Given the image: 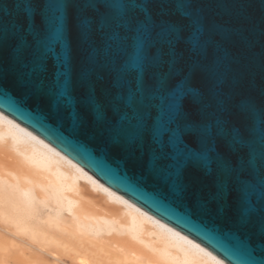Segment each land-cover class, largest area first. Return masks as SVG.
Instances as JSON below:
<instances>
[{
	"label": "snow or ice",
	"instance_id": "1",
	"mask_svg": "<svg viewBox=\"0 0 264 264\" xmlns=\"http://www.w3.org/2000/svg\"><path fill=\"white\" fill-rule=\"evenodd\" d=\"M212 3L189 0V16L169 19L159 0H147L145 11L121 21V37H131L125 52L108 47L115 42L106 31L107 22L91 10L86 13L78 10V3H66L63 18L52 19L44 14L45 0H32L30 15L21 13L9 30L0 28V88L35 102L68 128L73 125L72 110L57 100V72L63 73L67 95L76 100L77 134L91 136L138 169L142 179L188 201L199 214L225 224L241 243L256 247L264 245V196L245 194L244 177L238 179L228 164L230 149L214 136L215 128L213 135L208 134L209 121L203 115L204 97L212 92L220 102L219 118L227 125L233 102L239 105L248 99L245 90L251 86L242 67L247 51L245 25L213 19L208 11ZM166 28L174 29L175 39L162 45L157 34ZM190 28L203 30L202 44L195 51L182 40ZM58 36L65 45L59 65L52 56L53 41H57L54 50L62 51ZM105 48L109 55L100 66L97 54ZM214 53L221 58L223 70L210 76L205 60ZM130 58L138 61L132 76L146 91L167 95L184 82L186 95L167 113L168 131L158 129L154 118L160 114L153 109V118L129 138L120 130L122 112L101 103L103 117L98 120L79 103L85 96L99 98L101 89L115 93L120 69ZM205 156L221 160L206 164Z\"/></svg>",
	"mask_w": 264,
	"mask_h": 264
},
{
	"label": "water",
	"instance_id": "2",
	"mask_svg": "<svg viewBox=\"0 0 264 264\" xmlns=\"http://www.w3.org/2000/svg\"><path fill=\"white\" fill-rule=\"evenodd\" d=\"M78 3V10H91L107 22L106 31L112 34L108 47L125 51L126 43L131 37L120 35L121 21L126 15L145 11L147 0H45L44 14L52 19L63 18L66 3ZM166 10L169 19H177L190 15L189 0H159ZM32 0H0V28L9 30L15 18L21 13H32ZM215 20L224 22H240L245 25L242 31L246 33L244 40L247 51L242 57V67L246 71L251 86L245 90L248 99L239 105L233 102L232 119L225 124L219 118L220 102L214 93L209 92L204 97V117L209 124L207 132L220 138L230 149L228 164L232 171L245 186V194L251 198L264 196V69L261 67V57L264 56V2L262 0H213L208 8ZM87 23V21L85 22ZM174 29L166 28L158 32L157 39L163 44H170L175 39ZM121 39L125 43L121 44ZM203 30L190 28L182 38L185 45H190L195 51L201 46ZM58 40L61 52H56L53 41L52 56L59 65L63 59L65 47L62 39ZM97 64L102 66L107 59L108 48L98 54ZM206 71L211 75L223 70V63L217 54L208 56L205 60ZM136 58H130L120 69L115 84V93L101 89V96H85L79 103L90 108L99 120L103 117L101 103L105 107L112 106L122 112L123 118L120 130L126 137L134 136L143 123L152 117L153 109L159 112L154 119L160 131H168L167 118L175 104L186 95L183 81L178 82L171 93L164 95L158 90H144L139 80L132 76L137 68ZM63 73L57 72V100L64 108H70L73 115L72 127L63 126L54 121L47 110L30 102L7 89L0 88V111L14 119L36 135L56 147L70 159L78 163L103 184L123 197L135 203L168 225L189 236L206 247L217 257L228 264H264V245L247 246L238 237L230 233L228 227L221 222H213L199 214L188 201L172 192L157 189L151 182L141 178L138 169L119 157L115 152H109L93 140L91 136L77 134L75 115L76 100L66 92V81H62ZM238 109V110H237ZM214 120V123H213ZM206 164L219 163L221 157H204Z\"/></svg>",
	"mask_w": 264,
	"mask_h": 264
},
{
	"label": "bare ground",
	"instance_id": "3",
	"mask_svg": "<svg viewBox=\"0 0 264 264\" xmlns=\"http://www.w3.org/2000/svg\"><path fill=\"white\" fill-rule=\"evenodd\" d=\"M0 221L54 264L67 262L48 247L73 252L72 264H228L1 111ZM59 233L78 236L80 248L67 249ZM18 252L0 253V264H42L24 248Z\"/></svg>",
	"mask_w": 264,
	"mask_h": 264
},
{
	"label": "rangeland",
	"instance_id": "4",
	"mask_svg": "<svg viewBox=\"0 0 264 264\" xmlns=\"http://www.w3.org/2000/svg\"><path fill=\"white\" fill-rule=\"evenodd\" d=\"M0 226H1L0 237H1V241H2V242L0 241V246H1L0 248L6 249V251L0 250V253L3 252V253H6L7 255L10 253L12 255L14 253V250L16 249L15 250L16 252L14 254L17 255L16 253L18 252V250L20 248H24L25 252H27V253L31 252L32 254H34V256H36L38 258V262H40L42 264H54V261H53V258L51 257V255L40 252L39 250L32 248V247H31V250L29 249L30 250L29 251L28 248H30V247L28 244L20 241L19 239L12 237L8 232L6 233V231H4L5 229H7V226L4 223H2L1 221H0ZM2 228H4V229L2 230ZM57 238L59 239L60 243L62 242V244H63L65 242L64 244L68 245V246L64 245V246H66V248L68 247L67 249H70V250L75 249L76 250V249H78V247L80 248V246H81L80 239L78 236L77 237L76 236L71 237V235H70V237H69L68 233H61V234L59 233L57 235ZM35 244L37 245L39 243H35ZM7 245H8V249H7ZM9 245H11V246H9ZM12 246H14V247L16 246V247L14 248ZM19 246H21V247H19ZM4 247H6V248H4ZM46 249L50 250V252L57 253V255L59 257H61L64 261L67 262V264H72L74 262L72 260V255H74L73 252H64V247L61 248L60 246L59 247L53 246L51 248L48 247ZM12 250H13V252H12ZM32 250L34 251V253L32 252ZM18 254H19V252H18ZM0 259H1V257H0Z\"/></svg>",
	"mask_w": 264,
	"mask_h": 264
}]
</instances>
